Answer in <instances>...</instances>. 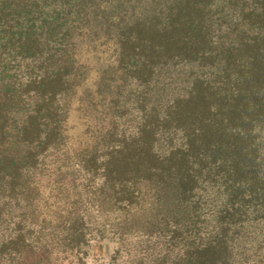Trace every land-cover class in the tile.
<instances>
[{
  "label": "rangeland",
  "instance_id": "rangeland-1",
  "mask_svg": "<svg viewBox=\"0 0 264 264\" xmlns=\"http://www.w3.org/2000/svg\"><path fill=\"white\" fill-rule=\"evenodd\" d=\"M12 9H0L16 27L0 33V264H176L213 241L223 191L207 154L196 189L179 183L194 161L177 152L223 119L250 130L235 143L264 167V0ZM22 28L24 46L11 35ZM205 136L202 148L217 133ZM245 210L229 232L235 264H255L264 242Z\"/></svg>",
  "mask_w": 264,
  "mask_h": 264
},
{
  "label": "trees",
  "instance_id": "trees-1",
  "mask_svg": "<svg viewBox=\"0 0 264 264\" xmlns=\"http://www.w3.org/2000/svg\"><path fill=\"white\" fill-rule=\"evenodd\" d=\"M21 0H0V9L3 13L7 7L17 6ZM19 13L17 9H12ZM15 16L14 12H9L8 15ZM16 27L11 24L7 26L0 20V33H13ZM43 26L40 28L42 30ZM27 28H22L18 33L11 34L17 38L19 45H25L32 35H28ZM31 92L39 93V90ZM1 99V97H0ZM35 119L34 117H31ZM221 123V124H220ZM216 125V122L207 120L204 122L203 128L196 130L193 128L190 143L189 140L186 147L177 154L187 155L190 161L189 171L186 172L179 183H191L190 189H196L197 181L199 180L201 160L205 161L207 154L208 170L212 177L218 179L217 189L223 191L225 198L224 208L220 213H223L220 223L225 226L220 234H216L213 241L206 243H199L192 248L191 251L184 252L183 256L176 264H235L232 257L233 245L232 237L229 235L230 229L233 231L237 226H242L241 220L242 211L253 208L256 212L255 221H259L258 227L255 229V238L264 240V167L260 164L258 159V149L255 147V169L252 165L254 156L252 152L246 151L240 145H236L235 141H239L244 136H250V130L242 129L240 127H223V119ZM220 124V125H219ZM236 125V124H233ZM219 126V127H218ZM213 129L217 133V137L211 142L210 146L202 148L205 131ZM225 137L234 141L226 140ZM20 144H24L23 139H18ZM1 145V144H0ZM2 146V145H1ZM207 148V149H206ZM30 152V153H29ZM28 157H32L34 151L28 150ZM4 156L0 154V164ZM193 166H197L198 170H193ZM257 223V222H256ZM255 264H264V242L261 246L255 249ZM263 252L261 253V251Z\"/></svg>",
  "mask_w": 264,
  "mask_h": 264
}]
</instances>
